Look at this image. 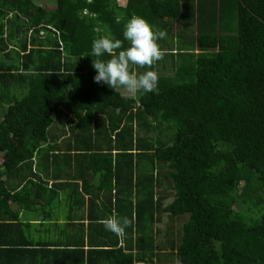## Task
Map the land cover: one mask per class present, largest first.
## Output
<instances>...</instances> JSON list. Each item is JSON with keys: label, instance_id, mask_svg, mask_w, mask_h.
<instances>
[{"label": "trees", "instance_id": "16d2710c", "mask_svg": "<svg viewBox=\"0 0 264 264\" xmlns=\"http://www.w3.org/2000/svg\"><path fill=\"white\" fill-rule=\"evenodd\" d=\"M54 1L0 0V253L264 264V0ZM132 15L167 35L177 28L180 50L160 46L176 60L130 69L154 70L156 93L93 80L92 41L110 31L118 54ZM91 180L114 192L96 216ZM63 192L69 212L86 205L88 218L53 223L58 247L24 238L32 225L19 213L38 207L44 226ZM107 214L132 223L117 235Z\"/></svg>", "mask_w": 264, "mask_h": 264}, {"label": "clouds", "instance_id": "9594fccd", "mask_svg": "<svg viewBox=\"0 0 264 264\" xmlns=\"http://www.w3.org/2000/svg\"><path fill=\"white\" fill-rule=\"evenodd\" d=\"M164 30H157L143 17L132 15L125 23L123 38L128 46L113 55L114 50L122 48V41L115 38L111 32H107L92 41L91 57H95L92 66L95 69L94 82L111 85L113 88L123 87L130 93L158 92V74L154 70H147L136 74L131 66H152L163 58V52L157 43L159 39L166 37ZM108 54V59H101ZM132 223L128 217L113 215L108 218L104 227L117 234H123L124 230Z\"/></svg>", "mask_w": 264, "mask_h": 264}, {"label": "crops", "instance_id": "0c3cea01", "mask_svg": "<svg viewBox=\"0 0 264 264\" xmlns=\"http://www.w3.org/2000/svg\"><path fill=\"white\" fill-rule=\"evenodd\" d=\"M125 1L126 0H122V2H120L119 4L124 5ZM50 8H53V7H50ZM160 41H165V40H160ZM1 115L2 113L0 114V118H1ZM59 124L63 125L65 124V121ZM62 137H63V134H61L58 138L61 139ZM78 183L81 184L80 182ZM91 183L96 184L95 188L94 189L92 188V191H94V204H91L93 205L92 206L93 214L94 216H96L97 211L102 208L101 203L107 202V200L113 195L114 192L112 191L110 193V192H105V191L103 192L102 190H98V186L100 185V183L97 180H95V182L94 180H91ZM65 193L63 192L60 196L61 197L60 206L52 210V213L47 215V216H51L52 219L47 217L46 218L47 223L45 222L44 226H41L38 224L44 221V220H41L42 213L38 212V207H37V212L33 211V212L25 213L23 211L19 213V217L22 222H26L32 225L26 228L27 233L25 234L24 238H27V240H30L36 244L37 243H41V244L47 243L46 245L53 244L52 246L54 245L57 246L58 242L60 241L61 235L59 234L57 228L52 226L54 225L53 223L55 222L62 223L64 220L68 218L70 219V221L76 220L77 218H80V217H84L86 219L88 218L87 217L88 214L91 213L92 211H89L86 205H83V206L80 205L79 208H72L71 213L69 212L68 202L66 201V196L64 195ZM82 194L84 195V193ZM91 195L93 194L91 193ZM85 198H86V195H84V199ZM122 205L123 207H125L126 203L123 201ZM111 216H113V214L111 215L107 214L108 218H110ZM84 223H86V220L84 221ZM69 234H72V232L70 231ZM52 246H47V247L49 249H52ZM47 254H48V251L41 250L38 253H36L33 250H31V248H23L17 252H11L8 255L1 252L0 253V264H62V263L64 264V262L71 264V261L70 262L67 261V260H71L70 255H64L62 253L61 254L62 260H61L60 256L57 254L55 255L54 259H52V257ZM94 264H97V263H94Z\"/></svg>", "mask_w": 264, "mask_h": 264}, {"label": "rangeland", "instance_id": "374dc122", "mask_svg": "<svg viewBox=\"0 0 264 264\" xmlns=\"http://www.w3.org/2000/svg\"><path fill=\"white\" fill-rule=\"evenodd\" d=\"M33 1H34L35 4H40V5H42V6L46 7V8L53 7L54 6V3H55L54 0H33ZM117 2L120 3V2H122V0H117ZM176 30H177V28L175 26H173L172 29H171L170 34L167 35V40L166 41H159V42L157 41V43L159 44V46H164V44H169L167 46V48H170V47L174 46V48H173L174 50H176V49L180 50L179 49L180 47L179 46H176L175 40H173V42H172L173 37H175V35H176L175 34ZM170 38H171V40H169ZM170 50H172V49H170ZM163 55L165 57H167L168 60L171 59V57H173V59L176 60L177 57H179L180 54L171 55L169 53H165V54L163 53ZM160 66L161 65L159 64V67ZM132 67H133V65H132ZM134 70L135 69L133 68V72H135ZM164 71L167 72L169 70L168 69H165ZM3 109H4V107H2V108L0 107V114L3 112ZM186 218H187L186 215H182V216H178V217H174L173 218L172 224H173V227H174L175 232H176V237H178V235L180 234L182 224L186 221ZM171 264H172V262H171ZM173 264H174V262H173Z\"/></svg>", "mask_w": 264, "mask_h": 264}]
</instances>
